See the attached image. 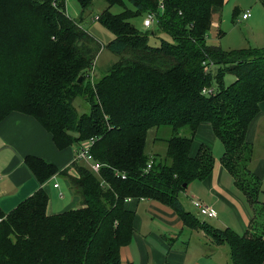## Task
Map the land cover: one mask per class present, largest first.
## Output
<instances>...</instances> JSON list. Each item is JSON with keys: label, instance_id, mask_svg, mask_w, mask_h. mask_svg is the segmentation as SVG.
Segmentation results:
<instances>
[{"label": "trees", "instance_id": "trees-1", "mask_svg": "<svg viewBox=\"0 0 264 264\" xmlns=\"http://www.w3.org/2000/svg\"><path fill=\"white\" fill-rule=\"evenodd\" d=\"M75 1L77 20L66 14L64 0H0V121L10 112L32 117L57 150L76 151L92 138L87 153L98 164L94 173L73 160L71 177L37 157L22 159L38 185L55 174L65 178L79 205L47 215L39 188L7 214L0 211V264H130L118 257L132 236L134 213L124 208L126 198L168 207L186 228L199 230L213 246L225 245L228 264H264V206L244 140L264 100V47L224 52L206 43L212 15L227 0H101L104 8L90 19L111 34L102 47L116 60L92 81L100 46L81 23L94 0ZM258 1L264 11V0ZM113 6L120 12L110 13ZM147 13L154 14L155 33L130 23ZM157 34L169 40L150 46L148 35ZM225 74L233 77L227 85ZM211 87L213 93H201ZM75 99L87 104L86 113L76 112ZM201 123L222 146L219 161L251 207V224L263 216L256 234L216 229L182 207L179 195L213 166L205 146L190 155ZM159 128L168 131L151 143L152 150L162 144L161 159L145 152L148 131Z\"/></svg>", "mask_w": 264, "mask_h": 264}, {"label": "crops", "instance_id": "crops-1", "mask_svg": "<svg viewBox=\"0 0 264 264\" xmlns=\"http://www.w3.org/2000/svg\"><path fill=\"white\" fill-rule=\"evenodd\" d=\"M257 107L258 112L250 121L244 140L251 146L252 154L248 169L259 180L260 192L257 198L264 206V100L259 102ZM215 140L216 137L208 124L201 123L198 125L190 146V155L194 154L198 146H205L212 154L213 166L205 179L191 181L185 192H188V189L191 188L192 193L215 212L214 221L216 227H218L216 229L228 228L236 235H242L250 230V220L253 214L251 207L242 194L234 187L231 176L222 167L219 161L222 151L217 149ZM213 148L217 151L214 155L212 153ZM74 150L75 147L57 150L49 133L43 130L32 117L18 112L7 114L0 121V211L7 214L19 202L31 196L39 188L44 191L48 199L45 210L47 215H55L77 208L79 199L71 192L65 178L55 174L43 184L38 185L22 164V159L25 156H34L45 163L52 164L58 170L67 169V174L74 177L76 173L70 168L74 160ZM124 208L134 213L131 241L135 233V227L138 229L142 223H145L140 218L136 223L137 209L147 212L152 217H158L163 221L162 224L166 227L169 226L171 229L181 223L175 212L152 200L136 201L129 199L124 201ZM181 226L186 228L182 223ZM138 240L140 239H137L136 242ZM170 240L176 241L177 238ZM131 241L128 245L119 249L120 262L133 264ZM171 241L169 245L173 244ZM221 246L223 245L214 246L213 252ZM144 253L149 254L148 261L145 264L162 262L185 264L187 262L185 251L172 250L168 246L163 248V256L152 248L147 251L144 250ZM202 255L204 254L202 253ZM145 256L147 255L145 254ZM200 261L201 258L197 257L191 264H203ZM207 264H210V262Z\"/></svg>", "mask_w": 264, "mask_h": 264}, {"label": "rangeland", "instance_id": "rangeland-1", "mask_svg": "<svg viewBox=\"0 0 264 264\" xmlns=\"http://www.w3.org/2000/svg\"><path fill=\"white\" fill-rule=\"evenodd\" d=\"M64 8L66 14L70 18L77 20L79 7L75 0H64ZM103 8L104 3L101 0H94L92 5L85 11L84 18L81 23L83 29L89 33L97 41L98 46H100L90 69V78H92V81L98 78L100 74L103 73L104 70L116 60L114 55L110 54L102 47L112 38L111 34L102 28L97 22L93 21V19H90V17L97 15ZM109 11L112 14H116L120 12V8L113 6ZM245 12L249 13V17L246 19V21H242L241 15ZM143 17L144 16L142 15L137 16L131 19L130 23L141 32L146 31L147 34L150 32L155 33L156 25L154 22H152V24L147 28L142 26ZM160 39L167 41L169 40L164 34H157L156 36L148 35V44L150 46L158 45ZM206 43L208 45L218 47L224 52L244 49L247 47H264V11L260 6L259 1L227 0L224 2L220 12L218 14L212 15L211 24L209 30L206 33ZM232 79L233 77L230 74H225L223 77V84H229ZM77 100L78 99L74 100L76 112L78 114L86 113L88 110L87 104H85L83 107V101L79 99L77 102ZM166 131H168L167 128H159L157 130L151 129L148 131L145 148V152L148 155H152L153 152L156 151L157 156L161 159L160 156L164 148L162 144H159L161 148L159 146V148L152 150L155 143H151V138L153 135L161 137L164 133H167ZM179 134L186 135L185 130H181ZM215 141L218 147L217 149L222 151L220 142L217 139ZM148 144L151 147V150ZM216 152V149L213 148V155ZM191 190L192 189L189 188L188 192L180 194L178 197L184 210L188 211L199 221H204L210 226L218 228L216 227V222L214 221L215 219H206L197 215L196 210L189 203L190 197L198 199ZM139 218L144 220L146 224L142 223L138 229L135 227V233L132 237L130 246L133 253V264H145L148 261L149 254L144 253V250L147 251L149 248L160 252V255L163 256V248L166 246L170 247L172 250L185 251V257L187 259L185 264H191L196 260L197 257L201 258L200 262L203 264H207L208 262H210V264L229 263L227 247L223 245L213 252L214 246L210 243L207 237L201 234L199 230L196 231L183 228L181 223L179 225L177 224L178 226L176 225L174 229H171L169 226L166 227V225L162 224L163 221L158 217H152L147 212L139 211L137 209L136 223L139 221ZM262 220L263 216L258 214L250 225L249 233L256 234V228L262 225ZM175 237L177 238L176 241L173 240ZM157 238L160 240L158 241ZM137 239L140 240L136 242ZM170 241L173 242V244L169 245ZM202 253L206 256L202 255ZM145 254L147 256H145ZM208 257L209 259H207Z\"/></svg>", "mask_w": 264, "mask_h": 264}, {"label": "built area", "instance_id": "built-area-1", "mask_svg": "<svg viewBox=\"0 0 264 264\" xmlns=\"http://www.w3.org/2000/svg\"><path fill=\"white\" fill-rule=\"evenodd\" d=\"M249 17V13L245 12L241 15V20H246ZM152 22H154V14L153 13H147L144 15L142 19V26L144 28L149 27ZM213 87L211 88H202L201 93L203 95H208L210 93H213ZM93 139L90 138L88 140L82 141L79 143V147L76 151H74V160L83 161L86 163L90 170H92L94 173L97 172L98 164L93 163L90 160V156L88 155L87 151L89 146L92 144ZM149 168V164L146 166V169ZM129 198H126L124 201H128ZM190 205L196 210L197 215L204 217L206 219H214L216 217L215 212L208 207L207 205H204L200 200L195 198H189Z\"/></svg>", "mask_w": 264, "mask_h": 264}, {"label": "water", "instance_id": "water-1", "mask_svg": "<svg viewBox=\"0 0 264 264\" xmlns=\"http://www.w3.org/2000/svg\"><path fill=\"white\" fill-rule=\"evenodd\" d=\"M80 81V77H78L77 79H76V82H79ZM183 187H184V185H182Z\"/></svg>", "mask_w": 264, "mask_h": 264}]
</instances>
